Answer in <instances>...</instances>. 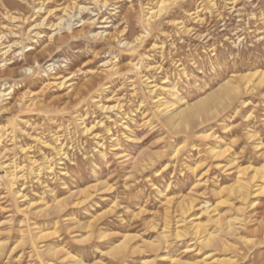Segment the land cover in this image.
<instances>
[{"label":"rangeland","instance_id":"rangeland-1","mask_svg":"<svg viewBox=\"0 0 264 264\" xmlns=\"http://www.w3.org/2000/svg\"><path fill=\"white\" fill-rule=\"evenodd\" d=\"M156 1L107 0L100 8L92 0H0V50L20 42L0 52L8 67L0 90L14 89L0 100V109L9 108L0 124H10L0 138V264H73L68 252L85 264H172L171 257L264 264V172L252 179L264 163V81L257 75L264 79V0H178L147 25L146 9ZM74 2L92 8L70 19L73 31L51 37ZM45 16L44 26L28 32ZM103 17L110 27L98 28ZM23 46L34 49L23 55ZM35 59L37 74L21 72ZM53 76L62 78L53 83ZM169 87L183 98L181 109L206 100L210 110L171 127L156 101L161 92L174 101ZM232 88L233 97L223 99ZM97 100L122 109L103 111ZM81 117L93 126L89 133ZM56 136L66 156L56 155ZM215 146L224 154H211ZM31 160L41 175L28 171ZM16 165L27 176L17 182L9 175ZM238 166L250 167L246 176ZM238 177L250 183L242 195L234 191ZM192 221L218 235L216 243H200Z\"/></svg>","mask_w":264,"mask_h":264},{"label":"bare ground","instance_id":"bare-ground-1","mask_svg":"<svg viewBox=\"0 0 264 264\" xmlns=\"http://www.w3.org/2000/svg\"><path fill=\"white\" fill-rule=\"evenodd\" d=\"M177 1L178 0H157L156 1V6L155 7H152V6H149L146 10H147V12L145 13V21H146V23H147V25H151L152 24V22L153 21H155V19H157V18H160L168 9H169V7H170V5H172V4H175V3H177ZM44 3H45V1L43 2L42 1V3H41V5L38 7V8H36V10L37 11H41V10H43V5H44ZM92 3L96 6V7H99L100 6V8H102L101 6L103 5V6H106L107 5V0H92ZM154 6V5H153ZM91 8L92 7H89L88 5H86V4H78V3H75L74 2V6H72V7H67V8H65V14L64 15H66V16H68V18L66 17L65 18V16H61L60 18H59V22L56 24V25H58L59 26V28L60 29H58L57 30V28L55 29V30H57V32L56 33H53L52 35H51V37H53L54 35H57V34H60V31L62 32V30L61 29H64V28H66L67 30H69L70 32L71 31H73V23L71 22V18H73V17H76V15H79L81 12H87V11H90L91 10ZM73 9H78V14L77 13H75V12H73ZM49 12V11H48ZM10 17H11V20H16L17 18L15 17V16H13L12 14L11 15H9ZM49 16V15H48ZM48 16H45L39 23H36L35 25H33L32 27H30V29H29V31L28 32H31L32 33V30H35L36 28H39V27H42V26H44L46 23V21L48 20ZM94 17L95 16H97V15H93ZM79 17V16H78ZM109 18H105V17H103V20H100V23H102V26L100 25V27H98V28H108V27H110V25H106L105 23L106 22H108L107 20H108ZM95 20H96V18L94 19L93 17L92 18H90V19H88V20H86V21H84L83 19H81V21L83 22L82 24L84 25V24H86V23H88V24H91V23H94L95 22ZM99 21V20H98ZM81 24V25H82ZM104 24V25H103ZM52 27V26H51ZM92 31V30H91ZM106 35V34H108L107 33V30H100V31H97V32H92L91 33V35L92 36H103V35ZM33 36H43V34H41L39 31H36V32H34L33 33ZM62 36V35H61ZM60 36V37H61ZM3 37H4V35H2V36H0V41L3 39ZM141 37V36H140ZM140 37H138V39L140 38ZM59 38V37H58ZM61 39V38H60ZM59 39V40H60ZM141 40V39H140ZM135 41H137V40H135ZM34 42V41H33ZM125 43H127V44H125ZM19 45L20 44V42H18V41H15L14 43L12 42L11 44H6L3 48H1V50H0V52L2 51V50H4V51H2V54L4 55L5 53H7L8 51H10L11 49H12V47H14V45ZM124 44L125 45H130L131 44V42H127V41H125L124 42ZM1 45V44H0ZM2 45H4V43L2 44ZM52 47V46H51ZM25 48L27 49V52L28 51H30V50H32V49H34V47L33 46H26V47H20V50H19V52H22V54L24 55V50H25ZM17 49H19V48H17ZM47 52V49L46 50H42V54H45ZM26 57V56H25ZM32 59V58H31ZM48 61H52V58H49L48 60H46V62H48ZM26 62V61H25ZM56 62H58V61H56ZM107 62H105V64H106ZM36 65V67H40L41 68V62H39L37 59H35L33 62H29L28 63V65L26 66V67H24V68H22L21 69V72H23V73H26L27 74V72H29V70H31V69H33V72H32V74L34 75V74H37V73H35L36 72V68L34 67ZM51 65H53V64H51ZM115 65H117V64H115ZM115 65H113V67H115ZM135 65V64H134ZM8 68V67H7ZM6 68V64L4 63V64H0V71H4V70H6L7 69ZM140 69V68H139ZM258 72V71H257ZM260 72V71H259ZM245 74V73H244ZM258 76H259V83H263V81H264V79L263 78H261L262 76H261V74L260 73H258L257 74ZM263 75H264V73H263ZM254 76H256L255 74H252V77H254ZM49 77V76H48ZM252 77H249V76H243L242 77V79L243 80H246V81H248V82H250L251 80H252ZM264 77V76H263ZM54 81H53V83H58V82H56L55 81V79H60V78H62V77H60V76H53V77H51ZM68 79H69V77L68 78H66V79H64L63 81H60V83L59 84H62V83H64L65 81L67 82L68 81ZM257 79V78H256ZM48 80H49V78H48ZM255 80V79H254ZM165 82V81H164ZM248 82H247V84H248ZM258 83V84H259ZM250 84V83H249ZM252 84V83H251ZM5 85V84H4ZM155 86H157V85H153L152 87L154 88ZM164 86V85H163ZM162 85L161 86H159V87H161V89H163V90H167V86L165 87H163ZM174 86V85H173ZM170 88L171 87H169L168 89L170 90ZM255 88V87H254ZM5 88H3V90L1 91L0 90V100H1V98H3L4 96L3 95H9L11 92L13 93V91H14V89L11 87V88H9V90L6 92V94H3L4 92H5ZM155 90H156V88H155ZM154 89L153 90H151L152 91V93L155 91ZM171 90L173 91L172 92V95H173V98H174V101H171V100H167L164 96H162V92L156 97L157 99H156V101H157V110H158V112L162 115V117H163V119H164V121H165V123L166 124H168V125H170L171 127H178L179 126V120H180V118H182V122L183 123H188L190 120H192V118H193V116H194V114H205V113H207L210 109L209 108H207V107H210L209 106V104L208 103H206V102H208V101H203V102H199V103H197V105H187V107L185 106V108H182L181 109V106H182V100H183V98H180V97H178V95H177V92H176V89H175V87H173V88H171ZM233 91L235 92L236 90H235V88H232V89H230L229 91H226V93H224V97H223V99L224 98H226V99H230V98H232L233 97ZM155 93V92H154ZM158 93V92H157ZM156 93V94H157ZM169 93V92H168ZM171 93V92H170ZM169 93V94H170ZM232 93V94H231ZM168 94V95H169ZM171 96V95H170ZM26 98V96H23L22 97V100L23 99H25ZM180 98V99H179ZM220 98H222L221 96H220ZM222 99V100H223ZM2 100H4V99H2ZM180 101V103L179 104H181V106H179V104H178V102L177 101ZM204 100V99H203ZM221 100V99H220ZM184 101V100H183ZM20 103V102H19ZM4 104H6V103H4ZM3 104V106L1 107V109H0V113L1 112H5L6 110H8L9 108L6 106V105H4ZM190 104V103H189ZM97 105H98V107L101 109V110H103V111H106V112H108V111H114V110H116V109H122V105L120 104V102H118V103H116V104H114V105H107V104H105V103H102L100 100H97ZM236 107V106H235ZM211 109H212V107H211ZM189 111H191L189 114H188V112ZM211 112V111H210ZM221 113V112H220ZM110 117V116H109ZM195 117V116H194ZM213 118V117H212ZM85 118H82L81 117V126H82V129H83V131H84V133H89L91 130H92V128H93V126H88V125H86L85 124V120H84ZM179 121V122H178ZM9 122H5L4 124H0V138H2L1 136H6V134H7V132H8V128H9ZM167 125V126H168ZM16 127H18V126H16ZM18 129H19V127H18ZM107 129V128H106ZM174 130V129H173ZM188 130V129H187ZM21 131V130H20ZM175 131V130H174ZM23 132H24V130H23ZM8 133H10V132H8ZM10 135V134H9ZM202 135V134H201ZM206 136H207V134H206ZM206 136H204V138H206ZM209 136V135H208ZM210 136H212V135H210ZM36 138H38V137H36ZM55 140H56V142H57V144H60L59 145V147H54V149L56 150V155H62V156H66V152L64 151V148H63V145H62V143H60L59 142V136L57 137H55ZM44 141V140H43ZM2 142V140H0V143ZM117 144V143H116ZM219 144V143H218ZM47 145H49L48 143H47ZM172 147V146H171ZM173 149H174V152L176 153V151L178 152L179 151V149L176 147V146H173ZM224 149V148H223ZM22 150H25V148H22ZM223 151H225V149L224 150H220V149H218V147L217 146H215V147H212V150H211V154H215V155H219L220 156V154H221V152H223ZM103 153V152H102ZM105 153H103V155H104ZM224 154V152L222 153V155ZM158 156V155H157ZM222 157V156H221ZM51 159L50 158H48L47 156H45V164L43 165V167H45L47 170H49V172L50 171H52L53 170V163L51 164ZM232 161V163H235L234 162V160H231ZM140 163V162H139ZM153 164V163H152ZM231 164V163H230ZM10 165V164H9ZM40 165V164H39ZM38 164H36V160H31V162H30V166H29V172L32 174V173H34V175H41V173H40V166H39ZM6 166V165H5ZM42 167V168H43ZM239 167V166H238ZM240 169L238 170L239 171V173H240V175L241 176H246L247 175V172H248V170H249V166H246V167H239ZM134 169V168H133ZM23 170H25L24 169V166L22 165V166H20V165H16V170L15 171H17V172H12V173H10L9 175L14 179V181H15V178L17 179H19V177H23L24 176V173H23ZM137 170H138V168H137ZM42 171V170H41ZM254 171H256V173H253L252 174V179L253 178H255L256 176H257V173L259 172V171H263L264 172V163H263V165H262V168L261 169H259V168H255V170ZM20 172L21 173H23V174H20ZM29 173V174H30ZM36 173V174H35ZM141 173V172H140ZM260 173V172H259ZM30 174V175H31ZM37 175H36V177H37ZM136 175V174H135ZM238 176H239V174H238ZM10 177V178H11ZM24 177H27V176H24ZM40 177V176H39ZM39 177H38V179H39ZM243 178H245V177H238V181H237V185L234 187V191L235 190H237L238 192H243L244 191V189L247 187L246 185L248 184H250V183H248V182H245L244 180H243ZM262 178H264V174H263V176H262ZM22 179H24V178H22ZM27 179V178H26ZM15 182H17V181H15ZM15 182H13L14 184H15ZM109 188V187H108ZM107 188V189H108ZM250 188V187H249ZM259 188H263L262 186L261 187H259ZM230 189H233V188H230ZM78 190V189H77ZM246 190V189H245ZM262 190V189H261ZM21 191V190H20ZM86 191V190H85ZM250 191H251V189H250ZM260 191V190H259ZM16 193H19L18 191H15ZM247 192V191H246ZM263 192V191H262ZM252 193V192H251ZM250 193V194H251ZM20 194V193H19ZM85 194V193H84ZM243 194H244V192H243ZM249 194V193H248ZM86 195V194H85ZM241 195H242V193H241ZM17 196H18V194H17ZM79 196V195H78ZM91 196V194H87L86 195V200H87V198H89ZM19 197H21L20 195H19ZM24 197H25V194H24ZM249 198V197H248ZM245 199V198H244ZM62 200V199H61ZM83 200H85V199H83ZM89 200V199H88ZM87 200V201H88ZM245 200H247L248 201V199L246 198ZM78 201V200H77ZM184 202H186V201H184ZM190 206L191 205H193V207H194V205L195 204H193L194 203V200L192 199H190ZM30 204V203H29ZM73 204V203H72ZM34 205V204H33ZM57 205V204H56ZM78 205H79V203H78ZM211 204H209V202H205V206L207 207V209H206V212H215V209L216 208H213V206L211 207L210 206ZM31 206V205H30ZM77 206V205H76ZM214 207H216V205H214ZM43 209V208H42ZM187 209H190L189 207L187 208ZM41 211V210H40ZM169 211V210H168ZM191 211V210H190ZM167 212V211H166ZM205 212V213H206ZM169 213H171V212H169ZM184 213H187V211H185ZM37 214H39V213H37ZM167 214V213H166ZM213 214V213H212ZM218 216V215H217ZM184 217H185V215H184ZM237 217V216H236ZM218 219V221L219 220H221L220 219V217H217ZM235 219H237V218H235ZM235 219H228V221L226 222L227 224H225V225H227V228L229 229V231H231V230H233V229H235V226H234V228H233V226H232V224H231V222H233L232 220H235ZM191 220V219H190ZM220 222V221H219ZM236 222V221H235ZM167 223H169V222H167ZM192 223H193V225L192 226H190L191 227V229L194 231V235H195V238H198L199 240H200V243H202V244H204L205 246H209V245H211L212 243H216L215 241H216V238H218L217 236H215L216 234H214V235H209V236H207V235H205V228L204 227H202L203 229H200V226H202V225H198L197 223H195V221H192ZM195 223V224H194ZM224 223H225V221H224ZM234 223V222H233ZM189 225V224H188ZM165 228H166V226H165ZM171 228V227H170ZM179 228V227H178ZM226 230V229H225ZM170 231V230H169ZM41 232V231H40ZM34 233V232H33ZM101 233V232H100ZM174 233V232H173ZM219 234V233H218ZM39 236L40 235V233H39V231H38V233L36 234V236ZM174 235H176L177 237H181L182 235L180 234V232L177 230L175 233H174ZM187 235V234H186ZM193 235V236H194ZM34 236H35V234H34ZM33 236V237H34ZM169 236V234L168 235H166L165 236V238H167ZM28 237V236H27ZM41 237V236H40ZM86 237V236H85ZM85 237H83V238H85ZM127 237V236H126ZM176 237V238H177ZM31 238V237H30ZM37 237H35V239H36ZM43 238V237H42ZM130 238V237H129ZM244 238V237H243ZM252 238H254V237H252ZM26 239V238H25ZM33 239V238H32ZM41 239V238H40ZM28 240V239H27ZM124 240V239H123ZM127 241L129 240V239H126ZM29 241V240H28ZM166 241V240H165ZM25 242V241H24ZM36 242V241H35ZM122 242V241H121ZM39 243V242H38ZM124 243H126V242H124ZM150 243V242H149ZM148 243V244H149ZM221 243H223V242H221ZM168 244V243H167ZM152 245V244H151ZM115 246H117V245H115ZM119 246V245H118ZM124 247L125 246V244H123L122 243V245L121 246H119V247ZM150 246V245H149ZM153 247V245L151 246V248ZM154 247H156V246H154ZM159 247V246H158ZM209 248V247H208ZM61 249V248H60ZM60 249H58L59 251H57L58 253L60 252ZM157 249V248H156ZM2 250V249H1ZM117 250H119L118 248H117ZM123 250V249H122ZM55 251V250H54ZM55 251V252H56ZM49 252V251H48ZM48 252H46V253H48ZM52 253V252H51ZM61 253H63L62 252V250H61ZM69 253V252H68ZM67 253V256H64L66 259H70L71 261H73L72 263L73 264H85L79 257H76L75 255H70V254H68ZM56 254V253H55ZM65 254H66V252H65ZM209 255V254H208ZM54 256V255H53ZM50 258H53V257H50ZM167 258V257H166ZM205 259V258H204ZM203 259V260H204ZM62 260H63V258H62ZM171 260H172V264H210V263H206V261L204 260L203 261V263H185V262H183V261H180L179 259H176V258H172L171 257ZM147 262H148V260H146ZM145 262V261H144ZM152 262H153V260H152ZM202 262V261H201ZM213 263V262H212ZM67 264V263H66ZM214 264V263H213Z\"/></svg>","mask_w":264,"mask_h":264},{"label":"built area","instance_id":"built-area-1","mask_svg":"<svg viewBox=\"0 0 264 264\" xmlns=\"http://www.w3.org/2000/svg\"><path fill=\"white\" fill-rule=\"evenodd\" d=\"M50 66V65H49Z\"/></svg>","mask_w":264,"mask_h":264}]
</instances>
